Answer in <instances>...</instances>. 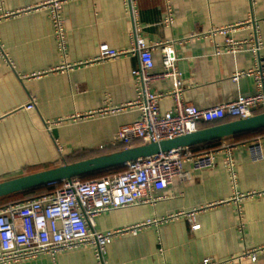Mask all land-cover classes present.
Listing matches in <instances>:
<instances>
[{
	"label": "crops",
	"instance_id": "crops-1",
	"mask_svg": "<svg viewBox=\"0 0 264 264\" xmlns=\"http://www.w3.org/2000/svg\"><path fill=\"white\" fill-rule=\"evenodd\" d=\"M43 2L3 0L0 8V183L118 150L120 146L111 145L113 138L120 126L138 119L137 112L84 120L73 117L133 101L132 72L138 67V57L129 55L59 70L92 60L101 44L116 51L127 50L134 34L149 47L182 41L176 50L177 68L182 73L181 97L196 109L230 103L256 91L252 76L232 80L235 74L255 67L253 54L216 55L224 37L206 34L244 24L230 33V38L250 42L256 33L261 43L259 57L264 59V0H135L132 11L126 9L124 0H68L62 10L65 58L57 50L45 11L3 16ZM169 11L171 23L165 25ZM152 60L151 74L163 73L157 48L152 51ZM173 88L171 79L151 86L157 94H168ZM32 100L34 106L27 110ZM159 107L161 112L168 111L172 101L166 97ZM215 125L201 123L199 130ZM254 145L263 149L259 162H253L249 153ZM217 152L216 164L209 170L193 171L189 163L184 164L190 179H174L156 192L153 204L100 214L94 227L99 233L147 220L160 221L114 238L101 261L92 247L80 246L18 264H200L204 259L223 262L245 250L263 247L264 129L239 140H221ZM228 152L234 182L224 164ZM235 193L256 194L240 204L241 225L233 202ZM198 210L197 230H191L184 217L167 219ZM227 264H264V253L256 261L245 258Z\"/></svg>",
	"mask_w": 264,
	"mask_h": 264
},
{
	"label": "built area",
	"instance_id": "built-area-1",
	"mask_svg": "<svg viewBox=\"0 0 264 264\" xmlns=\"http://www.w3.org/2000/svg\"><path fill=\"white\" fill-rule=\"evenodd\" d=\"M68 0H44L37 6H31L16 12L4 13L5 18H12L30 11H45L52 26L53 37L57 50L65 58L67 45L62 10ZM3 0H0L2 9ZM126 9L132 11L135 0H124ZM170 11L164 20L170 25ZM247 24V22H246ZM245 24V25H246ZM212 29L206 36L221 35L224 44L216 48V55L222 53H239L248 51L256 58L255 67L247 73L235 74L232 80L249 75L255 82L256 91L250 96H241L235 101L208 109H196L185 104L181 97L180 80L182 73L177 68V48L182 41L172 40L155 45L161 54L164 72L151 74L153 68L152 51L154 47L145 44L142 38L132 36L131 47L127 50L116 51L106 44H101L98 54L85 64L75 66L65 65L59 70H69L82 65L101 63L118 57L136 55L138 67L132 72L135 82V98L124 105L105 108L91 114L76 115L75 119H88L94 116H114L128 111L138 113V119L130 124L119 127L112 146L130 148L137 145L162 142L193 134L199 130L201 123H215L225 119L244 120L251 118L257 111L264 113V59L259 57L261 43L254 35L253 40L234 41L230 33L238 27ZM195 37V36H192ZM3 53V52H2ZM34 76H40L34 75ZM33 76V77H34ZM171 79L173 90L168 94H157L152 91L154 82ZM172 101V108L161 112L159 104L164 98ZM108 103V102H107ZM34 102L25 108H33ZM50 131V128H46ZM253 162L263 159V149L260 145L249 148ZM218 152L212 151L196 154L190 148H182L141 159L125 166L124 171L98 180L80 181L78 178L65 180L52 193L39 198L8 203L0 207V264H18L35 259L41 255L54 257L56 254L69 251L80 246L93 248L96 258L101 261L105 247L118 236L136 233L144 227L157 224L159 220H147L143 223L99 233L94 230L96 218L109 210L135 205L153 204L156 192L165 189L174 179L187 181L191 175L184 170V164L189 163L193 171L209 170L216 164ZM234 182L232 158L228 152L224 160ZM256 194H234L233 202L237 206L241 225L240 204L244 199ZM180 213L169 217L168 220L184 217L191 230L199 228L196 214L199 212ZM242 232V227L239 228ZM264 253V246L245 250L241 255L234 256L223 262L204 259L200 264H227L242 259L256 261Z\"/></svg>",
	"mask_w": 264,
	"mask_h": 264
},
{
	"label": "water",
	"instance_id": "water-1",
	"mask_svg": "<svg viewBox=\"0 0 264 264\" xmlns=\"http://www.w3.org/2000/svg\"><path fill=\"white\" fill-rule=\"evenodd\" d=\"M262 129H264V113L256 114L244 120H233L211 126L172 140L137 145L79 162L63 164L59 167L1 182L0 199L96 172L125 167L128 163L169 151L192 148L215 140ZM52 133L56 136L55 131Z\"/></svg>",
	"mask_w": 264,
	"mask_h": 264
},
{
	"label": "trees",
	"instance_id": "trees-1",
	"mask_svg": "<svg viewBox=\"0 0 264 264\" xmlns=\"http://www.w3.org/2000/svg\"><path fill=\"white\" fill-rule=\"evenodd\" d=\"M225 122H226V120H222V121L211 123V124H221V123H225ZM258 131H260V130H258ZM255 132H257V131H255ZM251 133H254V132H251ZM246 134H250V133H244V134L236 135V136L229 137V138H231L233 140H239V139L243 138L244 135H246ZM225 139H227V138H225ZM221 140H224V139L215 140V141L205 143V144H202V145H199L196 147H192L190 149L192 152H194L196 154H203V153H207V152L217 151L220 147ZM122 149H125V147L120 146V147H118V150H116V151H119ZM124 169H125V167H120V168H114V169H110V170L100 171V172H96L93 174H89L86 176L79 177L78 179L80 181L98 180V179H101L103 177L118 174V173L124 171ZM58 187H59V184H53V185H49V186L40 187L37 189L28 190V191L22 192V193L17 194V195H11V196L2 198V199H0V207L6 205L8 203L30 201V200L39 198L43 195H48V194L52 193Z\"/></svg>",
	"mask_w": 264,
	"mask_h": 264
}]
</instances>
